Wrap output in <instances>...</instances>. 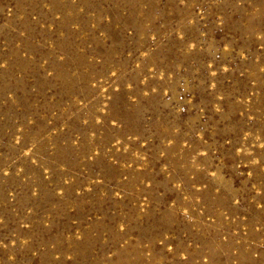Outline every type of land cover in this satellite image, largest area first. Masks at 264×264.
<instances>
[{"label": "rangeland", "instance_id": "rangeland-1", "mask_svg": "<svg viewBox=\"0 0 264 264\" xmlns=\"http://www.w3.org/2000/svg\"><path fill=\"white\" fill-rule=\"evenodd\" d=\"M0 264H264V0H0Z\"/></svg>", "mask_w": 264, "mask_h": 264}]
</instances>
